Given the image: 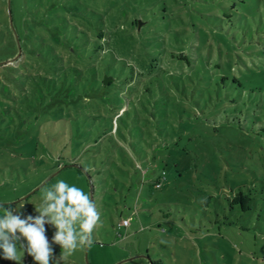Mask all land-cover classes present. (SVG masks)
Wrapping results in <instances>:
<instances>
[{
    "label": "rangeland",
    "instance_id": "1",
    "mask_svg": "<svg viewBox=\"0 0 264 264\" xmlns=\"http://www.w3.org/2000/svg\"><path fill=\"white\" fill-rule=\"evenodd\" d=\"M80 17L95 24L105 18L108 32L135 33L147 55L163 53L165 62L171 51L184 52L192 66L183 72L195 80L181 98L171 92L187 114L179 145L167 150L162 187L155 185L162 169L145 174L148 162H141L144 169L134 174L131 193H116V201L101 196L98 174H93L100 222L93 229L92 246L78 248L61 264H264V93L255 88H264V78L252 68L260 64L264 47V0H0V65L18 55L19 41L20 57L5 64L26 74L39 61L29 57L27 44L34 50L44 41L43 46L63 51L58 36L69 35L73 45L82 47L89 42L87 29L69 22L79 23ZM136 18L145 22L141 32L132 29ZM216 32L231 38L230 50L181 44ZM229 58L246 91L206 89L205 83L215 82L227 70L223 66ZM17 73L16 96L18 78H23ZM0 80L2 89L5 78ZM173 84L170 79L169 89ZM21 103L0 93V216L9 209L7 204L21 210L22 219L39 215L35 209L42 189L58 180L83 189L91 200L88 175L78 166H57L66 159L48 117H39L38 123L25 121L26 116L17 113ZM241 189L250 197V209L233 202ZM124 218L130 224L123 225ZM45 228L51 244L56 230L49 224ZM52 247L53 256L59 257L61 246ZM18 254L22 264H34L26 252ZM0 264L16 262L4 259L0 250Z\"/></svg>",
    "mask_w": 264,
    "mask_h": 264
},
{
    "label": "trees",
    "instance_id": "2",
    "mask_svg": "<svg viewBox=\"0 0 264 264\" xmlns=\"http://www.w3.org/2000/svg\"><path fill=\"white\" fill-rule=\"evenodd\" d=\"M69 22L86 28L88 33L83 28L82 31L88 34L89 42L79 47L75 42L73 45L69 35L58 36L63 42L65 54L54 45L51 48L43 46L44 41L40 42L41 46H35L34 50L33 45L30 49L27 44L31 55L29 57L32 60L39 57L37 67L33 66V70L28 67L29 73L26 74L13 64L0 65V75L5 78L0 93L9 99H20L21 110H17V113L21 118L26 116L25 121L28 118L38 123L39 117H48L52 136L61 139L59 153H63L66 159L57 161V166L79 164L87 170L94 183V205L97 204V186L93 174H98L101 196L117 201L116 193H121L122 197L123 190L131 193L134 174L144 169L138 163L148 162L145 174H155L158 169H162L163 175L160 173L155 177V185L161 188L166 178L163 166L167 150L171 145H179L184 131L181 123L187 114V108L180 105L172 93L181 98L187 94L189 83L195 80L193 75L183 72L186 65L192 66L191 57L177 51H171L166 62L163 53L149 56L135 33L108 32L105 18H99L96 24L83 17H80L79 23L72 22V19ZM131 24L133 31L141 32L145 22L136 18ZM88 29L92 30V34ZM205 35V38H199L200 41L194 36L193 40L185 39L181 44H199L201 48L207 45L205 49L214 47V52H223V48L230 50L232 41L225 33L216 32L211 37L207 33ZM259 57L260 64L252 68L258 78L262 79L264 47ZM229 59L226 66H223L227 70L223 71V75L215 77V82L205 83L206 89L246 91L248 86L234 73L232 60ZM201 68L196 70L198 79ZM16 73L23 76H18L21 82L18 96L14 94ZM204 73H207L206 68ZM105 76H111L112 79L105 83ZM170 79L174 80V84L169 89ZM198 84L204 86L201 82ZM255 88L260 90L257 92L264 93L262 86L256 85ZM5 112L13 116L12 109ZM157 113L162 122L156 119ZM233 202H241L244 210L250 209V197L242 189ZM5 207L11 208L12 205L7 204Z\"/></svg>",
    "mask_w": 264,
    "mask_h": 264
},
{
    "label": "clouds",
    "instance_id": "3",
    "mask_svg": "<svg viewBox=\"0 0 264 264\" xmlns=\"http://www.w3.org/2000/svg\"><path fill=\"white\" fill-rule=\"evenodd\" d=\"M35 211L39 215L22 219L21 210L9 208L0 216V250L4 259L22 264L18 254L22 250L33 258L34 264H50V260L61 264L78 248L92 246V232L100 215L83 189L58 180L42 189L41 204ZM46 224L56 230L51 244ZM52 244L61 246L59 257L53 256Z\"/></svg>",
    "mask_w": 264,
    "mask_h": 264
},
{
    "label": "water",
    "instance_id": "4",
    "mask_svg": "<svg viewBox=\"0 0 264 264\" xmlns=\"http://www.w3.org/2000/svg\"><path fill=\"white\" fill-rule=\"evenodd\" d=\"M141 23H142V21H140L139 25H141ZM19 45H20V51H19L18 55H17L14 59H10V60L4 61V62H3L4 64H5V63L13 62L14 60H16L17 58L20 57L21 52H22V49H21V42H20V41H19ZM111 79H112L111 76H105L104 81H105V83H108L109 80H111ZM66 166H68V165H66ZM74 166H78L79 168H81V169H82V170L88 175V177H89V179H90L91 201H92V203L94 204V183H93V180H92L91 176L89 175V173L87 172V170H85V169L82 168L81 166L76 165V164H75Z\"/></svg>",
    "mask_w": 264,
    "mask_h": 264
},
{
    "label": "built area",
    "instance_id": "5",
    "mask_svg": "<svg viewBox=\"0 0 264 264\" xmlns=\"http://www.w3.org/2000/svg\"><path fill=\"white\" fill-rule=\"evenodd\" d=\"M124 224H125V225L130 224V220H129V219H125V220H124Z\"/></svg>",
    "mask_w": 264,
    "mask_h": 264
}]
</instances>
